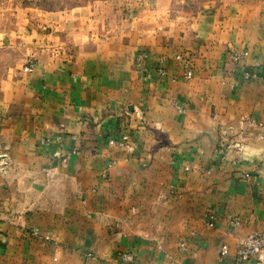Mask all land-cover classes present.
Here are the masks:
<instances>
[{
    "label": "crops",
    "instance_id": "1",
    "mask_svg": "<svg viewBox=\"0 0 264 264\" xmlns=\"http://www.w3.org/2000/svg\"><path fill=\"white\" fill-rule=\"evenodd\" d=\"M0 53V264H251L264 0H0Z\"/></svg>",
    "mask_w": 264,
    "mask_h": 264
},
{
    "label": "built area",
    "instance_id": "2",
    "mask_svg": "<svg viewBox=\"0 0 264 264\" xmlns=\"http://www.w3.org/2000/svg\"><path fill=\"white\" fill-rule=\"evenodd\" d=\"M249 51L243 50V51H232L229 53V58L231 62L237 66L243 67L244 63L246 62L247 58L249 57ZM145 54H140L136 58V64L138 67V71L142 74L146 73L145 67H144V61L146 59ZM177 60L182 62L183 68H184V76L186 79H191L193 77V71H192V63L190 59L180 56H177ZM35 70V63L33 61H28L25 65L23 71L25 73L31 74ZM164 71L160 70V74H163ZM241 78L244 81H253L258 78V74L256 72H250V71H242ZM236 80H232L231 85L235 87ZM180 111H182L181 108H179ZM247 120L250 125L253 128H257L264 131V123L259 122L254 119H245ZM110 145L118 146L124 149H127L128 151H132V147L130 146V138L128 135H123L121 139H111L109 141ZM223 153V150L221 151ZM247 177L249 175H246ZM214 220V217H210V225H212L211 221ZM230 223L235 226L239 227L241 225V222L234 219L231 220ZM34 235H38L37 232L34 233ZM185 244L183 242L180 243V250H184ZM229 252V249L227 246L222 247L221 254L223 256L227 255ZM91 256V255H89ZM237 256L240 259V261L245 263H251V264H264V231L262 232H255L251 235H248L247 237L243 238L239 244L238 250H237ZM118 264H134L135 262V256L132 253H121L118 256Z\"/></svg>",
    "mask_w": 264,
    "mask_h": 264
},
{
    "label": "rangeland",
    "instance_id": "3",
    "mask_svg": "<svg viewBox=\"0 0 264 264\" xmlns=\"http://www.w3.org/2000/svg\"><path fill=\"white\" fill-rule=\"evenodd\" d=\"M17 58H18V55L16 53H8V54L0 53V82L2 78L4 77V68L8 66L12 60L14 61Z\"/></svg>",
    "mask_w": 264,
    "mask_h": 264
}]
</instances>
